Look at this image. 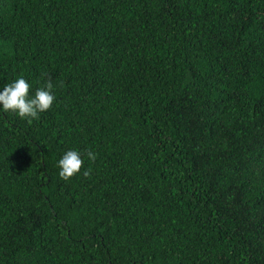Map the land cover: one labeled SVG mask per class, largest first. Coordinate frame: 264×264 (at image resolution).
Listing matches in <instances>:
<instances>
[{"label": "trees", "instance_id": "16d2710c", "mask_svg": "<svg viewBox=\"0 0 264 264\" xmlns=\"http://www.w3.org/2000/svg\"><path fill=\"white\" fill-rule=\"evenodd\" d=\"M20 76L56 100L0 111V264H264V0H0Z\"/></svg>", "mask_w": 264, "mask_h": 264}, {"label": "clouds", "instance_id": "9594fccd", "mask_svg": "<svg viewBox=\"0 0 264 264\" xmlns=\"http://www.w3.org/2000/svg\"><path fill=\"white\" fill-rule=\"evenodd\" d=\"M31 84L20 76L10 83L0 86V111L11 112L21 119H38L41 113L52 108L56 100L55 85L48 80L43 87L37 88L34 94L30 93ZM87 158L95 161L96 154L87 153ZM85 163L79 150L69 149L58 160L59 175L64 179H70L78 174Z\"/></svg>", "mask_w": 264, "mask_h": 264}]
</instances>
